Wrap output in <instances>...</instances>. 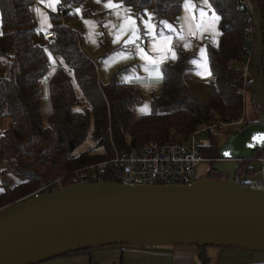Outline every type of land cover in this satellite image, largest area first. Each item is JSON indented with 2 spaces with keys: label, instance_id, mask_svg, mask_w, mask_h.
<instances>
[{
  "label": "trees",
  "instance_id": "16d2710c",
  "mask_svg": "<svg viewBox=\"0 0 264 264\" xmlns=\"http://www.w3.org/2000/svg\"><path fill=\"white\" fill-rule=\"evenodd\" d=\"M86 1L60 0L57 10L49 13L55 34L54 43L49 44L36 27L35 0H0V122L3 117L9 121L0 134V158L13 156L7 165L17 181L13 186L2 182L0 209L51 192L55 190L52 187L40 188L116 153L143 145L182 142L202 125L240 119L244 115L243 90L256 98L250 79L243 82L241 70L245 61L251 63L255 42L253 21L244 0H209L220 17L217 45L205 46L213 77L210 84L185 79L190 57L174 49L176 59L160 66V88L149 94V111L140 116L135 114L144 97L140 86L119 83L114 77L101 84L95 60L82 50L78 32L67 26L76 16L75 9ZM183 1L113 0L133 10L137 19L148 11L158 33L165 31L161 21L173 24ZM250 1L259 7L264 32V0ZM82 15L91 14L85 11ZM262 66L264 71V52ZM42 86L48 91L50 104L45 117L41 112ZM87 139L100 153L87 150L76 155L75 148ZM220 146L218 136L209 135L201 154L216 159ZM246 164L240 163L236 174L244 171L253 175ZM102 178L119 183V170L106 169ZM205 178L218 180L220 174L209 170ZM114 247L129 246L102 248ZM208 249L217 248H198L199 264L211 263Z\"/></svg>",
  "mask_w": 264,
  "mask_h": 264
},
{
  "label": "water",
  "instance_id": "95a60500",
  "mask_svg": "<svg viewBox=\"0 0 264 264\" xmlns=\"http://www.w3.org/2000/svg\"><path fill=\"white\" fill-rule=\"evenodd\" d=\"M255 36L250 82L264 117L263 21L244 0ZM264 122L248 123L220 146L223 161L184 187L66 186L0 209V264H40L109 246H195L264 253V192L234 182L240 163L264 157ZM107 264H120L119 260Z\"/></svg>",
  "mask_w": 264,
  "mask_h": 264
},
{
  "label": "rangeland",
  "instance_id": "374dc122",
  "mask_svg": "<svg viewBox=\"0 0 264 264\" xmlns=\"http://www.w3.org/2000/svg\"><path fill=\"white\" fill-rule=\"evenodd\" d=\"M192 2L195 5V8L193 10L185 11L184 8L181 6L182 10L180 14L175 19H173V24L168 23L173 27V29H175V31L169 32L167 29H165L164 31L165 36L175 35L178 39H180V43L175 45L172 49L173 50L180 49L184 51L190 57L189 61L194 58H199V49L201 47L205 49L207 43L210 46L214 47L215 45H217L219 41L218 22L215 23V30H216L215 33H213L208 28L207 17H210L212 15L213 10L208 11L203 0H192ZM35 7L37 8L35 12L36 26L37 28H39L40 33H43L46 30L51 29L48 11L50 12L53 11H51L49 7H46V5L39 7L37 2L35 3ZM201 8H204V10L207 13V17L204 18L200 17L199 10ZM121 10H122L120 12L121 14H119L117 11H112L110 9L106 11H96V12L91 11L92 13L91 16H83L82 13L84 11H80L79 14L76 13L74 19L67 22V26L72 28L74 31L78 32L79 42H81L82 49L89 57L95 60L97 66L96 69L97 72H99V76L101 78L102 83H108V81L111 80L113 77L117 82L122 83L121 78L122 76L125 75H134L140 78L139 80L133 79V81L130 83L137 86L139 85L144 95L142 103L135 108V114L140 116L148 113L149 102H150L148 100V96L151 92H154L160 88L161 80H157L154 77L153 78L148 77L147 73L142 71L141 65H143L144 62L139 58L135 61L130 56L127 59L118 60L108 65L104 64V61L108 59L110 56H112L114 53L128 51L130 45L124 47L123 42L131 34L130 25H128L129 31L124 33V35L121 37L119 42L117 43L112 42L114 35L120 29L121 23L125 22L129 17L134 18L136 20L137 27H139L141 30V36H143V25L141 24V20H148L149 18L148 15L146 14L140 16L138 19L135 18L133 10H131L129 7L126 6H123ZM146 13L150 14L148 11ZM151 23H153L152 20ZM156 34L157 36H159L160 33L156 31ZM189 38H192L194 42H189ZM93 40L95 41V43H93ZM145 41H146V45L144 46V48L145 51L147 52L149 51V41L147 38H145ZM165 43L167 42L160 41L161 45ZM149 55L155 57L158 56L159 53L149 52ZM164 61H165L164 63H168L173 61V59L171 58L170 55V57ZM189 61L187 62L183 77L185 79L191 80L199 84L206 83L207 85H209L213 77L210 72V68L208 67L207 56H206L207 71L203 78L194 74V72L197 69H195L194 66L189 63ZM161 65L162 63L159 65V67ZM149 67L152 66L149 65ZM200 70L203 71V69ZM41 89H42L41 112H42V117H45L50 110V104L48 102L47 89L45 88V86H42ZM242 96L244 97L243 120L245 126L248 123H252V122H258V123L264 122V117L261 114V112L258 111L256 107L257 105L254 102L256 98H253L248 90L246 91L244 90L242 92ZM140 108H144V110L139 111L138 109ZM8 123L9 121L7 117H3V119L0 122V134L8 126ZM243 127L233 126V125L223 126L220 128H216L217 130L216 133L214 134L218 136V142L219 144L222 145L224 141L232 135V133L241 131ZM208 136L209 135L206 134L204 136L205 138H202L201 141L205 142L206 140H208ZM87 150H94V151L97 150V148L94 147V145L89 139L85 140L83 143L80 144V146L75 148L74 152L76 155H79L80 152ZM96 152L98 154L100 153L99 150H97ZM256 155L260 156V153H257ZM12 159L13 156L11 154H5L3 158H0V170L2 171V173L0 174V188H2V182L5 181L8 183H16L14 171L10 166L7 165L8 160H12ZM246 166L251 167L254 173L261 170L262 168V164L257 161L248 162ZM211 167L212 165L208 162H202L201 164H199L195 168V175L197 179L200 180L207 177V174L211 169ZM241 174L238 173V177L246 181H249V179L255 177L254 175L253 176L249 174L247 175L244 171ZM220 176L223 179L225 178V176L222 175ZM164 247L167 246H160L159 248H164ZM129 248H135L138 250L153 249L151 247L139 248L135 246H131ZM93 251H97V250H93ZM219 251H220V255L215 264H252L255 263L256 261L262 262L263 261L262 259L264 258V253L252 252V251L248 252L241 249L220 248ZM226 252H237V254L235 255L236 257L229 258V260H224L223 256ZM91 253L92 252H90V254ZM226 254L230 255V253H226ZM158 261L159 260L156 258L154 259L153 257L148 258L145 257L144 255V257L143 256L130 257L127 260V262L123 260L121 261L120 264H170L168 259L166 260L163 259L160 262Z\"/></svg>",
  "mask_w": 264,
  "mask_h": 264
},
{
  "label": "built area",
  "instance_id": "2783aa9c",
  "mask_svg": "<svg viewBox=\"0 0 264 264\" xmlns=\"http://www.w3.org/2000/svg\"><path fill=\"white\" fill-rule=\"evenodd\" d=\"M44 40L53 44L55 34L53 31L43 33ZM174 41L175 37L172 38ZM191 42L194 40L189 39ZM129 52L136 58L135 46H129ZM250 62L245 61L242 66L243 82L250 79ZM45 80H42L44 83ZM246 83V82H245ZM244 91V90H243ZM241 126L245 127L243 117L231 122H217L213 125H202L196 131L192 132L185 141L166 142L133 147L124 153H116L108 160L97 162L96 164L82 167L73 172L55 178L51 184L40 188L41 191L48 187L62 189L66 186H81L83 184L103 183V172L111 167L119 170L120 182L123 186H164V187H184L195 181V168L202 162H208L211 165L223 161L220 158H207L201 154L202 147L207 145L201 141L206 134L216 133V128L223 126ZM255 161L262 164L261 170L255 173V177L246 181L234 173V182L244 188L254 189L264 192V157L259 156ZM2 171L0 170V174Z\"/></svg>",
  "mask_w": 264,
  "mask_h": 264
},
{
  "label": "snow or ice",
  "instance_id": "6c2138e0",
  "mask_svg": "<svg viewBox=\"0 0 264 264\" xmlns=\"http://www.w3.org/2000/svg\"><path fill=\"white\" fill-rule=\"evenodd\" d=\"M42 3H45L46 7H49L51 11L55 12L57 10V5L60 3V0H41ZM205 6L207 7L208 11H212L211 5L209 3V0H203ZM104 7L106 8H118L120 7L119 3H113V0H107ZM185 11H190L195 8V5L193 4L192 0H184V3L182 5ZM77 14H79L80 10H75ZM148 15V20H141V24L143 25V36H141V30L136 25V20L132 17H129L125 22L121 23L120 29L117 31V33L113 37V43H117L120 41L121 37L124 35L125 32L129 31L128 25H130V32L131 34L128 36L127 39L124 40L123 45L124 47H127L129 45L135 46V55L144 62L143 65H141L142 71L147 73L148 77L155 78L157 80L163 79V73L159 67V65L168 58V54H171V58L173 60L176 59V53L171 48V36H165L164 31L161 30L159 36L156 34V25L154 23H151L152 17L150 14L145 13ZM200 17L204 18L207 17V13L204 10V8H201L199 10ZM220 19L218 15L214 11H212V15L210 17H207L208 20V28L215 33V23ZM88 23V22H86ZM161 25L164 29H167L169 32L175 31L171 25H169L166 21H161ZM145 38L149 41V51H145L144 43ZM182 38V37H181ZM160 41H166L167 43L161 45ZM93 43L95 41L93 40ZM149 52H157L159 53L158 56H151L149 55ZM133 53L128 51L123 52H116L112 56H110L108 59L104 61L105 65H108L110 63L116 62L118 60H123L129 58ZM49 61H52V57L49 56ZM190 64L194 66L195 69H197L194 74L200 76L201 78L204 77L207 69H206V56H205V49L201 47L199 49V58H194L189 61ZM151 65L152 67H149ZM200 69H203L201 71ZM54 70V69H53ZM133 79L139 80V77H136L134 75H125L122 76L121 82L122 83H131ZM147 86V85H146ZM146 107V106H145ZM139 111H143L144 108L138 109ZM256 140L264 139V137H255Z\"/></svg>",
  "mask_w": 264,
  "mask_h": 264
},
{
  "label": "crops",
  "instance_id": "0c3cea01",
  "mask_svg": "<svg viewBox=\"0 0 264 264\" xmlns=\"http://www.w3.org/2000/svg\"><path fill=\"white\" fill-rule=\"evenodd\" d=\"M36 2L38 3L39 7L45 5V3H42L41 0H38V1L35 0V3ZM106 2H107V0L106 1L87 0L85 3L81 4L77 9H79L80 11H84V12L88 11L91 15H92L91 11L92 12L106 11L109 9L112 11H117L119 14H121L120 13L122 11L121 8L124 5L123 6L120 5V7H118V8H106V7H104ZM36 10H37V8L34 7V13L36 12ZM48 13H50V11H48ZM38 30H39V28H38ZM47 31H51V29L46 30L43 33H46ZM171 37L172 38L175 37V39H176L175 41L173 39L171 40V48H173L175 45L180 43V39H178L175 35H172ZM189 42H191V41L189 40ZM145 45H146V41H145L143 46H145ZM128 52H129V48H128ZM170 55L171 54H168V58L170 57ZM131 58L135 61L138 59V57L133 58L132 55H131ZM91 59H93V58H91ZM164 62L165 61H163L162 63H164ZM96 72H97V69H96ZM97 76H98V81L101 84H104L101 81V78L99 76V72H97ZM147 79H148V77H147ZM258 157H259V155L255 154V156H252V159L245 161V163L255 161V159H257ZM253 175H255V173ZM222 176H224V175H222ZM220 178H221V176H220ZM6 183L11 185V186L16 184V183H8V182H6ZM1 190H2V188H0V191ZM129 247H131V246H129ZM129 247L101 248V249H98L97 251H90V252H92L91 254L89 252V253L83 254V255H70L68 257H60V258H56V259H53L51 261L40 263V264H107L109 262H114V260H119L121 263V261H123V260L127 262V260L130 257H135V256H138V257L143 256L144 257V255H145V257H148V258H150V257H153V259L156 258L159 260L158 262L162 261L163 259H165V260L168 259L170 264H199V262H198L199 251H198V248H196L195 246H178V245H175V246H167V247L159 248V249L153 248V249H144V250H142V249L138 250V249L129 248ZM207 251H208V255L210 256V259H211L210 264H215L219 258V255H220L219 249H208ZM226 253H230V255L226 254ZM226 253L223 256L224 260H229V258L236 257L235 255L237 254V252H226ZM262 260H263L262 262H264V258ZM262 262L256 261L255 263H252V264H260Z\"/></svg>",
  "mask_w": 264,
  "mask_h": 264
}]
</instances>
